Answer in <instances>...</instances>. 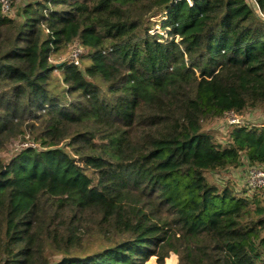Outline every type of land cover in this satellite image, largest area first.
<instances>
[{"label":"trees","instance_id":"trees-1","mask_svg":"<svg viewBox=\"0 0 264 264\" xmlns=\"http://www.w3.org/2000/svg\"><path fill=\"white\" fill-rule=\"evenodd\" d=\"M247 109L264 18L245 0L0 6V152L40 147L0 157V264H264V201L207 177L264 167L263 128L206 129Z\"/></svg>","mask_w":264,"mask_h":264},{"label":"rangeland","instance_id":"rangeland-1","mask_svg":"<svg viewBox=\"0 0 264 264\" xmlns=\"http://www.w3.org/2000/svg\"><path fill=\"white\" fill-rule=\"evenodd\" d=\"M26 0H10V11L9 14L13 15L15 8L22 2ZM252 9V8H251ZM8 12V11H7ZM3 13V12H2ZM4 14V13H3ZM158 22L157 20H154ZM152 31H156L159 34H163L165 37V34L162 29L159 28V23H157L156 26L152 27ZM151 31V32H152ZM76 47V45H70L67 49L62 51L61 53L54 55L51 58V63L56 65V69L53 72V76L56 78L61 77V71L57 69L62 63H67L68 56L70 51ZM83 53V52H82ZM85 51L83 53V59H85ZM241 123L250 127H258L264 129V112L256 109H247L244 112H242L240 115ZM233 127V125H229L223 117L219 119H215L208 123L206 125V129L210 131L214 137L217 139L218 142H220L222 145L226 144L227 134L230 131V129ZM15 147L18 145L16 143L13 144ZM13 146V147H14ZM11 145H8L5 147L2 152H0V157L4 161V163H7V159L5 158L10 154L11 151ZM68 151V148H66ZM244 162V161H243ZM248 166L247 164L243 163L242 166L238 168H230L224 171H220L217 173H208L207 177L210 182L217 184V185H229L232 187L235 191L239 193H247L248 196L256 195L260 200L264 201V192L263 191H248L244 187V178L246 174ZM173 255V254H172ZM171 254L168 258L165 259L164 264L167 263L169 259H171ZM146 264H157L156 263V257H151L149 261Z\"/></svg>","mask_w":264,"mask_h":264},{"label":"built area","instance_id":"built-area-1","mask_svg":"<svg viewBox=\"0 0 264 264\" xmlns=\"http://www.w3.org/2000/svg\"><path fill=\"white\" fill-rule=\"evenodd\" d=\"M245 2L252 8L255 14L264 18V9H260L256 0H245ZM10 0H0L1 11L4 15H10ZM8 11V12H7ZM82 54V49L79 46L74 47L68 56L67 64H72L76 67H79V59ZM240 114H237L233 111H229L224 113L223 119L229 123V125L237 126L242 125L240 120ZM18 144L16 147L12 144L10 154L5 158L8 159L13 153L19 152L25 149H38L40 148L38 144L32 141H23V142H15ZM14 146V147H13ZM244 187L248 191H263L264 192V167L254 165L248 166L244 178Z\"/></svg>","mask_w":264,"mask_h":264},{"label":"crops","instance_id":"crops-1","mask_svg":"<svg viewBox=\"0 0 264 264\" xmlns=\"http://www.w3.org/2000/svg\"><path fill=\"white\" fill-rule=\"evenodd\" d=\"M171 258H173L174 264H176V256L172 255Z\"/></svg>","mask_w":264,"mask_h":264}]
</instances>
